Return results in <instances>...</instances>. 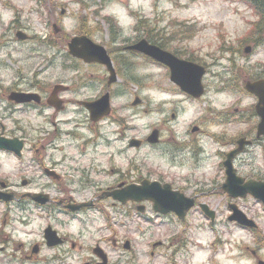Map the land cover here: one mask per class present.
I'll use <instances>...</instances> for the list:
<instances>
[{
	"label": "rangeland",
	"instance_id": "rangeland-1",
	"mask_svg": "<svg viewBox=\"0 0 264 264\" xmlns=\"http://www.w3.org/2000/svg\"><path fill=\"white\" fill-rule=\"evenodd\" d=\"M255 15L244 0H0V118L5 116L11 128L15 127L14 119L18 116L34 125L40 122L50 130L56 127L45 115L39 119L27 114L9 117L16 112L6 105L19 107L3 100V93L9 90H37L36 85L48 89L52 84L65 82L79 94L78 98L94 97L104 91L100 79L108 78V70L103 65L76 61L69 53L71 37L87 34L108 49L113 48L117 55L119 80L110 86L114 111L110 120L96 126L85 112L73 109L76 105L60 113L59 117L66 122L59 123L58 128L67 133L78 127L76 131L84 140H90V144L83 147L81 141L62 133L58 146L52 149L55 159L64 154L83 155L81 164H93L97 168L112 164L118 169H131L133 180L159 179L186 189L189 194L199 182L212 190L223 182L215 168L220 159L216 145L208 144L207 139L203 141L206 151L199 163L198 156L185 144L198 135L192 133L194 126L207 127L208 119L212 121L208 105L225 104L228 109L225 112V152L233 148L234 138L247 134L256 124V120L250 119L251 105L256 100L242 91L244 82L249 79L244 76H264V18L262 13L261 17ZM18 28L32 38H18ZM142 37L184 58L207 63L204 78L209 89L206 96L193 101L171 80L166 66L142 55L117 50ZM248 45H252L253 50L246 54ZM224 79L225 93H222ZM72 95L75 94L64 96L71 98ZM136 96L142 101L134 105ZM238 107L240 115L234 114ZM236 117L245 121L240 122ZM156 127L161 129V140L151 144L146 139ZM213 127L221 130V126ZM132 138L141 139L143 144L132 147ZM32 156L33 151L29 150L24 161L15 160V165L9 156L0 154L1 174L4 172L11 180L14 177L18 183L40 174L36 171L39 168L32 165ZM237 166L243 175L264 177L261 146H251L238 159ZM200 198L215 209V226H211V219L198 209L190 213L186 222L177 221L175 216L163 219L157 215L147 222L137 212L128 217L126 211L130 206L110 211L116 216V220H112L123 236L121 247L114 248L112 244L109 247L112 262L258 264L264 259V205L260 200L251 195L232 199L221 186L201 194ZM230 202H235L253 218L258 229L242 228L230 221ZM44 213L43 209L21 210L6 203L0 205V226L6 217V230L14 234L16 242L35 245L44 239L43 229L51 222ZM58 219L53 224L73 234L86 247L105 234L110 218L103 211L91 210L74 220L64 214L58 215ZM259 230L263 240L258 237ZM125 240L131 241V249L123 247ZM158 242L165 244L154 247ZM182 246L184 250L177 252L176 248ZM13 251L0 248V264H82L83 261L81 257H61L63 249L58 251L46 245L36 258L12 255ZM164 251L169 253V259L165 258Z\"/></svg>",
	"mask_w": 264,
	"mask_h": 264
},
{
	"label": "flooded vegetation",
	"instance_id": "flooded-vegetation-1",
	"mask_svg": "<svg viewBox=\"0 0 264 264\" xmlns=\"http://www.w3.org/2000/svg\"><path fill=\"white\" fill-rule=\"evenodd\" d=\"M133 43L134 42L126 44L117 50H120L119 53H121L122 51V53L131 52L136 55H140V53L128 49V46L132 45ZM109 51L114 63L116 64L115 61L117 55L114 49L111 48L109 49ZM145 58L148 59V57ZM76 60L82 61L79 59ZM244 78L256 80L259 78H264V76H244ZM204 80L206 82L205 78ZM100 81L102 82V86L105 87L104 91H101L98 95L90 98H78L79 94L75 91H72V86L65 84V82L52 84L47 87L48 89H44V87H42L41 85H36L37 90H23L18 88L3 93V96L5 97L3 98V100H8L15 105H19L18 108L11 106L10 103L6 105V107L11 109L13 112H16L9 114V117L15 118L16 114H27L28 116L39 119V116L45 115L44 118L48 122L50 121L56 127L50 130L49 128L43 126L40 122L34 125L29 120H24L22 116H18V118L14 119L15 127L11 128L5 121V116L0 118V137L13 138L16 140L17 145H22L20 155L16 154V151H14L13 149H5L1 147L0 154L9 156L8 158L10 159V161L12 163H15L16 165L17 162L22 163L23 159L28 156V151L32 150V165L38 167L39 170H35L40 172V174H36V176L30 177L29 179L23 178L22 181L18 183L17 180L14 179V177L11 180V177L6 176L4 172L3 174H1L2 167L0 165V195L3 197L11 195L13 198V200L6 202V200L1 197L2 199H0V205L4 206L6 203H8V205H16L21 210H28L31 208L43 209L45 212L44 217L48 218V220L51 221L47 224V226L53 225L57 232H59L61 241L57 245L51 247L47 245V241H45V235H43L44 239L41 242L35 243L39 244L38 253H32V247L34 244H30L28 246L26 243L16 242L17 240L14 234L11 232H7L6 230L7 228L5 226L7 224V218L4 217L2 222L3 226H0V248L2 251L12 249L14 250L11 253L12 255L21 256L23 254L25 258H36L41 252V249L46 245L48 248L58 251L60 249H63V251L61 252V257H81L83 260L82 264H99L102 257L104 256L105 251L108 255L107 264H120L119 262H112L109 255V243H112L114 248H117L121 247V243L123 242V236H121L119 231L117 230L116 222H113L111 220L105 227V234L99 236L98 240L90 244V246L88 245L86 247L81 244L80 240L77 237L73 236V234H71L70 232L65 233L62 231V229H60L58 225L53 224V221L59 220L58 215L60 214L76 218L78 215H80L81 213H85L86 211H101V209H103L106 213L108 210L112 211L127 206H130L127 207V216H133L135 211L137 212L138 208H140V204L134 201H129L126 204H122L111 195V192L116 189L128 186V184L140 183L143 179L150 178L144 177L140 180H133L131 169H118L112 164L106 168H97L94 167L93 164L87 166L83 165L81 164L83 161V155L76 156L71 154H64L60 159H55V156L52 155V149L54 146H58L57 143L61 141L62 133L66 135H72L73 139L81 141V146L83 147L90 144V140H84L85 138L81 137L78 131H76L78 127L72 129L71 131H68L67 133H65L61 128H58L59 123L66 122L59 117V114L68 111L70 105H76L73 108L74 110L85 112L89 116V119L91 120L93 126L101 125L102 123L112 118V114L114 111L113 107H111L109 114L101 116L98 120H93L90 118L91 113L89 108L86 106L87 102L95 101L105 93H108L109 100L111 101L112 90L110 86L116 84L117 81L110 84L109 77L101 78ZM206 85L208 86L207 82ZM13 91L36 92L39 94V97H35V99L33 98V100H31L30 102L18 103L10 98V95ZM221 91L225 92V83L221 88ZM65 94L75 95H72L71 98H66L64 96ZM1 98L2 93L0 94V99ZM226 111H228V109L225 108V104L221 107H214L213 105H210V108L207 110V112L208 114H210V118L212 121L208 119V123L205 124L209 125L207 127L201 128L199 126L200 129L197 131L198 135L192 137V147H190L189 149L193 150L196 157L198 156L197 161L200 163L201 157L206 151L205 146L202 144L203 141L207 139V143L210 142L212 146L216 145L217 154L219 155L220 159L219 162H217L215 168L223 177L222 185H220L222 188L223 183L225 182ZM240 111L241 109L238 107L235 109L234 114L240 115ZM250 115L252 120H256L257 123L247 134H241L236 139L234 138L233 144L237 146L238 140L240 138H244V140L250 144V146L246 147L245 152L249 150L251 146H261L264 153V135H260L259 137L256 136L260 118L257 115L254 106L251 109ZM113 119H115L114 116ZM23 122L25 123L21 124ZM77 124L81 126L80 122H77ZM215 125L221 126V130L215 129L213 127ZM33 131H36L37 133L32 134ZM101 135L102 132H100L99 136ZM240 157L241 156H238L234 160V163L238 169V172L241 174V171L237 166V162ZM244 176L246 178H258V176H250V174H246ZM20 185L24 186V190H21ZM172 185L175 189H180L189 196L194 197L196 200V205H200L203 202L200 198L201 194L209 193L214 189L220 187L214 186L212 190H209L206 189L207 184L203 185V183L199 182V184H195L192 192L189 194L187 193L186 189L176 187L173 183ZM35 196H37V198H40L42 202L35 200ZM143 203L145 205L143 214H146L147 212L149 213L151 210H153L151 201H145ZM81 204L83 206L79 210H76L78 208V205ZM106 215H108L110 219L114 218L111 214L106 213ZM160 216L164 218H171V216H175L177 217V221L179 222H186L188 218L187 215L185 219H182L173 212H169L165 215L160 213ZM126 219L130 221L129 218L126 217ZM174 238L176 239L177 236H174ZM163 243L165 244V242H161L160 246H164ZM98 247L103 248L104 251L97 252L95 249H97Z\"/></svg>",
	"mask_w": 264,
	"mask_h": 264
},
{
	"label": "water",
	"instance_id": "water-1",
	"mask_svg": "<svg viewBox=\"0 0 264 264\" xmlns=\"http://www.w3.org/2000/svg\"><path fill=\"white\" fill-rule=\"evenodd\" d=\"M82 45V47H81ZM70 51L74 55L84 57L87 61L98 60L106 63L112 71L110 82L117 78L112 62L106 53V50L99 45H95L86 36H76L69 43ZM134 49L145 52L152 55L156 59L166 62L172 71V80L181 85V87L189 93L200 96L204 92V86L202 84V76L205 72V68L199 66L193 62L186 61L178 58L169 51L160 48L157 45L150 44L146 39H142L133 46ZM249 51V49L247 50ZM247 88L256 93L260 102L258 104V110L263 115V122L260 126L259 133H264V80H258L255 82H248ZM15 99L26 100L29 99L30 94L15 93L12 95ZM102 105L103 108L109 106V95L107 94L102 99L95 103H88L87 105L92 108V117L96 118L98 115H102L95 110L94 107ZM159 139V131L155 129L149 140L156 142ZM138 144V142L134 141ZM242 143V142H241ZM3 145V144H1ZM242 149L240 146L238 149L229 153L227 160L225 161L227 180L225 182V190H227L232 196H246L248 193L253 194L257 198L264 202V181H257L250 179L243 183V178L237 176L235 169L233 168V157ZM115 198H118L122 202H126L129 199L136 201H143L145 199H151L154 202L155 210L161 212L176 211L180 215H184L185 211L194 205V200L186 198L182 193L172 191L169 184L162 185L159 181H151L149 179L143 180L140 185H129L122 189H118L111 193ZM7 196L6 198H8ZM205 207V206H204ZM231 207L234 209V214L230 216L231 219L238 220L245 225H254L253 220L248 219L247 216L237 208L235 204ZM206 210L207 207H205ZM213 216L214 212H208ZM105 264V263H103ZM260 264H264L263 261Z\"/></svg>",
	"mask_w": 264,
	"mask_h": 264
},
{
	"label": "trees",
	"instance_id": "trees-1",
	"mask_svg": "<svg viewBox=\"0 0 264 264\" xmlns=\"http://www.w3.org/2000/svg\"><path fill=\"white\" fill-rule=\"evenodd\" d=\"M254 4L264 13V0H254Z\"/></svg>",
	"mask_w": 264,
	"mask_h": 264
}]
</instances>
